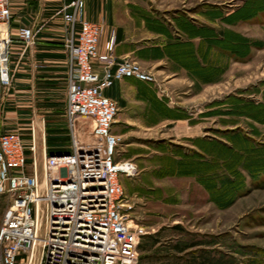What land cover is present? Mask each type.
Wrapping results in <instances>:
<instances>
[{
    "label": "built area",
    "instance_id": "built-area-1",
    "mask_svg": "<svg viewBox=\"0 0 264 264\" xmlns=\"http://www.w3.org/2000/svg\"><path fill=\"white\" fill-rule=\"evenodd\" d=\"M0 0V86L12 88L13 47L30 50L40 30H11L19 3ZM66 24L65 116L69 154L50 155L47 122L34 117L0 134V197L9 205L0 226V264H138L139 245L148 232L130 217L133 203L125 179L139 175L131 159L118 158L113 133L118 102L106 96L115 82L156 79L132 58H117L112 34L100 52L104 26L84 17L87 0H58ZM103 64L100 68L99 65ZM78 117L91 120L92 142L76 138Z\"/></svg>",
    "mask_w": 264,
    "mask_h": 264
},
{
    "label": "rangeland",
    "instance_id": "rangeland-1",
    "mask_svg": "<svg viewBox=\"0 0 264 264\" xmlns=\"http://www.w3.org/2000/svg\"><path fill=\"white\" fill-rule=\"evenodd\" d=\"M129 1L148 8L150 6L167 17L183 12L199 22L203 19L195 11L200 6L217 5L222 12L227 13L241 7L246 0ZM252 1L256 3L255 6L264 7V0ZM217 27H228L235 37L258 42L261 46L250 45L251 54L247 60L232 62L222 79L204 85L199 94H194L188 82L174 83L169 89L171 77H167L172 74L164 71L168 67L165 63L135 61L142 68L153 72L167 90L175 92V101H179L173 102L175 105L188 110L192 108L198 114H203L200 115L201 123L193 129V135L204 134L207 139L215 140L225 153L230 152L227 147L234 149V146L243 152V146L250 144L248 140L264 146V122L260 120L264 118V113L262 109L252 110L250 106L264 104V14L248 22H238L235 26L218 22ZM232 96L234 102L229 101ZM9 104L11 102H0V134L11 130L3 129L2 125L7 121L13 122V119H4L6 110L17 109V103H12L13 106ZM128 104V109L119 106L113 133L122 136L118 158L132 159L140 170L134 179L124 180L133 203L130 217L148 232L140 241L138 264H264V173L254 178L241 167L249 155L243 153L237 165L245 177L242 193L228 207H222L235 195H232L227 184H224V191L228 193L220 194L215 202L209 199L210 196L194 179L161 180L153 176L154 165L150 158L158 148L157 141L170 140L173 145L185 146L182 144L183 136L188 134V127L168 121L152 126L144 113L143 103L133 101ZM160 110L165 112L163 107ZM210 110L218 114L204 115ZM75 127L79 142H92L93 125L90 119L78 117ZM125 131L127 133L124 134ZM132 150H139V154L131 156ZM261 163L264 165V160ZM129 184L132 189L139 191L130 194ZM152 190H160L162 195L145 192ZM8 205L9 198L0 197V226ZM177 226L179 229H175ZM158 233L157 237L149 238ZM197 242L200 245L181 252L177 249L178 246L187 248ZM141 246H146V249Z\"/></svg>",
    "mask_w": 264,
    "mask_h": 264
},
{
    "label": "crops",
    "instance_id": "crops-1",
    "mask_svg": "<svg viewBox=\"0 0 264 264\" xmlns=\"http://www.w3.org/2000/svg\"><path fill=\"white\" fill-rule=\"evenodd\" d=\"M208 6L210 10L218 8L217 5L209 4ZM60 7L58 0H39L34 3L22 2L15 8V16L11 23L12 31L23 26L35 29L40 27V30L36 35L35 45L26 53L21 52L20 43H15L13 47L14 83L9 89L0 86V102H11L9 105L12 106L14 105L12 103H17L15 105L17 109L10 108L4 112V119H13V122L3 123V129H12L19 124L29 122L34 117H43L47 122L48 136L52 135L50 132L57 131L59 132L57 135L70 137L65 116L68 70L63 53V38L66 33V24L59 12ZM158 11L151 9L150 6L148 8L129 0H87L84 17L88 21L104 26L100 40L101 53L104 52L105 44L113 34L116 38L115 55L117 58L129 57L145 63H165L168 67L163 70L172 74L167 77H171L168 82L169 87L167 86L169 89L174 83L188 82L194 94H199L204 85L213 84L222 79L232 62L236 60L234 56L224 54L218 48L212 47L208 44V39L201 34L203 28L218 34L222 29L218 28L217 24L222 21L220 19L211 20L206 14L208 9H203L201 6L195 11V14L203 19L199 22L183 12L167 17ZM231 12L224 13L228 15ZM227 29L230 28L227 27ZM187 50H189L188 54H186ZM99 67L102 68L103 64ZM203 68L214 70L221 68L223 71L215 79L204 80ZM146 70L154 75L156 83H145L134 78H127L115 82L111 88L106 90V95L118 102L121 109H128V102L143 103L144 113L151 120L152 126L168 121L188 127V134L183 136L182 144L185 148L202 153L193 141L206 136L192 134L193 129L202 121V116H200L202 113L198 114L195 109L188 110L184 106L175 105L173 102H179L175 101V92L167 90L153 72ZM162 106L165 113L160 110ZM192 121L196 123L192 124ZM116 136L121 140L122 136ZM162 141L172 143L170 140L157 142ZM138 154L139 150H132L130 155ZM163 155L172 154L161 152L157 148L150 158L154 165L152 173L156 179L189 178L194 179L203 187L196 176L158 177L155 174L160 169L158 157ZM203 189L209 195L204 187ZM136 191L132 189L131 184L128 185L130 194ZM145 192L157 196L162 195L160 190Z\"/></svg>",
    "mask_w": 264,
    "mask_h": 264
},
{
    "label": "trees",
    "instance_id": "trees-1",
    "mask_svg": "<svg viewBox=\"0 0 264 264\" xmlns=\"http://www.w3.org/2000/svg\"><path fill=\"white\" fill-rule=\"evenodd\" d=\"M255 4L256 3L252 0H246L241 7L234 9V11L228 15L222 12L220 8H214L215 10H210V6L208 5L201 7L208 9L206 14L211 20L220 19L222 22L227 24H236L242 21H251L260 14H264V7H257ZM188 33L192 36L194 35L190 32ZM201 34L204 38L208 39V44H210L212 47L218 48V50L224 54L234 56L236 61L247 60L251 54V46H261L258 44V42H250V40H246L245 38L241 39L239 37H235L234 33H232V31L227 28L222 29L218 34L210 29L203 28L201 30ZM188 52L189 50L186 51V54H188ZM222 71L223 69L221 68L218 70L203 68V79H215V77L221 74ZM229 101L234 102L235 98L232 96L230 97ZM250 106L252 110L262 109L261 111L264 113V104ZM216 114L218 113L209 111L204 115L212 116ZM180 116L181 115H179V117ZM250 116L253 117L252 114H250ZM260 120L264 122V118H261ZM194 123H196V121H192V124ZM50 133H52V135L47 137L49 154H69L70 150L68 149V146L70 144V137L57 135V133H59L57 131H52ZM248 141L250 144H245L243 146V152L238 148L236 149L235 146L234 149L226 146L227 149H230V152L227 153L221 150V147L215 142V140L207 139L206 137L193 141L194 145L197 146L202 151V153L185 148L184 146L173 145L167 141L157 142V147L161 152H168L172 155H163L158 157L160 169L157 170L155 174L160 178L165 176H196L199 183L208 191L210 196L209 199L215 202L218 201V196L220 194L227 192L224 191V184H227L230 187L232 195L233 193L235 194L233 195L234 197L232 196L233 198H229L230 201H227V203L222 206L228 207L230 204H232L234 198L242 193L245 187V177L238 169L240 166H237L239 164V159L242 157L241 155H249L246 159L249 161V163H247L245 160L241 167L247 170L252 177L255 178L258 174L264 173V165L261 163V161L264 160V146H258V144L250 140ZM175 229H179V227L177 226ZM159 233L155 236H150L149 238H155L159 235ZM197 245H200V243L197 242L190 244L187 246V248H181L178 246L177 249H179L181 252ZM141 248L146 249V246H141Z\"/></svg>",
    "mask_w": 264,
    "mask_h": 264
}]
</instances>
